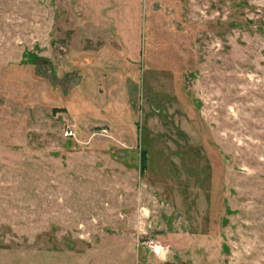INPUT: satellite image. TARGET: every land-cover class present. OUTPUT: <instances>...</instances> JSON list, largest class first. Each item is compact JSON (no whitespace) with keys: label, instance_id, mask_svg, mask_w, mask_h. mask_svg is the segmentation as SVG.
<instances>
[{"label":"rangeland","instance_id":"rangeland-1","mask_svg":"<svg viewBox=\"0 0 264 264\" xmlns=\"http://www.w3.org/2000/svg\"><path fill=\"white\" fill-rule=\"evenodd\" d=\"M0 264H264V0H0Z\"/></svg>","mask_w":264,"mask_h":264},{"label":"built area","instance_id":"built-area-1","mask_svg":"<svg viewBox=\"0 0 264 264\" xmlns=\"http://www.w3.org/2000/svg\"><path fill=\"white\" fill-rule=\"evenodd\" d=\"M72 134H73V131H72L71 128H66V129L64 130V135H65V136H70V135H72ZM148 244H150L151 246H153V241H152V240H148Z\"/></svg>","mask_w":264,"mask_h":264},{"label":"trees","instance_id":"trees-1","mask_svg":"<svg viewBox=\"0 0 264 264\" xmlns=\"http://www.w3.org/2000/svg\"><path fill=\"white\" fill-rule=\"evenodd\" d=\"M145 157V156H144Z\"/></svg>","mask_w":264,"mask_h":264}]
</instances>
